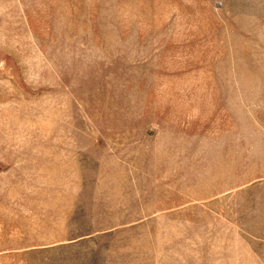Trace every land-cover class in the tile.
Instances as JSON below:
<instances>
[{
    "label": "rangeland",
    "instance_id": "1",
    "mask_svg": "<svg viewBox=\"0 0 264 264\" xmlns=\"http://www.w3.org/2000/svg\"><path fill=\"white\" fill-rule=\"evenodd\" d=\"M0 264H264V0H0Z\"/></svg>",
    "mask_w": 264,
    "mask_h": 264
}]
</instances>
